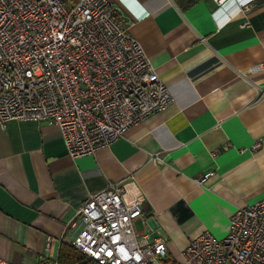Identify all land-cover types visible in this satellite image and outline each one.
Instances as JSON below:
<instances>
[{
    "label": "crops",
    "instance_id": "crops-1",
    "mask_svg": "<svg viewBox=\"0 0 264 264\" xmlns=\"http://www.w3.org/2000/svg\"><path fill=\"white\" fill-rule=\"evenodd\" d=\"M110 1L174 101L77 158L54 125L0 123V264H36L48 237L56 260L84 199L111 182L176 261L191 235L221 237L264 198V0Z\"/></svg>",
    "mask_w": 264,
    "mask_h": 264
},
{
    "label": "built area",
    "instance_id": "built-area-1",
    "mask_svg": "<svg viewBox=\"0 0 264 264\" xmlns=\"http://www.w3.org/2000/svg\"><path fill=\"white\" fill-rule=\"evenodd\" d=\"M173 101L110 0H0L1 125L8 119L54 125L77 158ZM124 190L111 182L89 194L71 222L75 235L61 242L98 264H163L170 257L166 241L136 228L141 201H126ZM50 241L36 264H56ZM176 264H264V198L237 207L221 237L209 230L191 235Z\"/></svg>",
    "mask_w": 264,
    "mask_h": 264
},
{
    "label": "trees",
    "instance_id": "trees-1",
    "mask_svg": "<svg viewBox=\"0 0 264 264\" xmlns=\"http://www.w3.org/2000/svg\"><path fill=\"white\" fill-rule=\"evenodd\" d=\"M56 264H98L96 261L87 257L85 254L76 250L71 245L62 242L60 243ZM163 264H176V261L168 257Z\"/></svg>",
    "mask_w": 264,
    "mask_h": 264
}]
</instances>
